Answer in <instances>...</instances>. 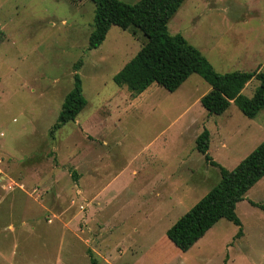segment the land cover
Listing matches in <instances>:
<instances>
[{
	"label": "rangeland",
	"instance_id": "374dc122",
	"mask_svg": "<svg viewBox=\"0 0 264 264\" xmlns=\"http://www.w3.org/2000/svg\"><path fill=\"white\" fill-rule=\"evenodd\" d=\"M93 12L90 0H0V264H264V208L251 204L264 206V176L235 205L239 236L223 218L186 251L165 233L219 180L196 136L206 128L210 156L232 169L264 139V108L209 114L195 73L133 96L112 77L145 37L112 25L88 49ZM167 29L218 72L264 69V0H183ZM75 72L86 104L50 135Z\"/></svg>",
	"mask_w": 264,
	"mask_h": 264
},
{
	"label": "trees",
	"instance_id": "16d2710c",
	"mask_svg": "<svg viewBox=\"0 0 264 264\" xmlns=\"http://www.w3.org/2000/svg\"><path fill=\"white\" fill-rule=\"evenodd\" d=\"M90 1L94 3V12L88 49L98 47L112 25L121 29L133 28L145 37L137 52L112 77L114 83L125 86L133 96L152 83L174 91L195 73L209 85V90L199 99L209 114L224 112L231 101L247 117L255 116L264 108V69L218 72L180 33L168 32V20L183 0ZM80 62L73 65L75 71ZM253 77L259 81L253 94L250 97L241 94L242 88ZM85 104L81 79L75 72L73 85L63 97L49 134L74 120ZM208 145L209 132L203 128L195 138V148L206 163L218 168L219 180L165 231L167 238L181 251L188 250L222 218L239 226L236 233L239 236L241 227L234 214L235 205L264 176V139L232 169H226L212 159ZM251 204L264 208L263 205ZM91 262L96 264L95 258L91 257Z\"/></svg>",
	"mask_w": 264,
	"mask_h": 264
},
{
	"label": "crops",
	"instance_id": "0c3cea01",
	"mask_svg": "<svg viewBox=\"0 0 264 264\" xmlns=\"http://www.w3.org/2000/svg\"><path fill=\"white\" fill-rule=\"evenodd\" d=\"M132 99H135V97H133Z\"/></svg>",
	"mask_w": 264,
	"mask_h": 264
}]
</instances>
